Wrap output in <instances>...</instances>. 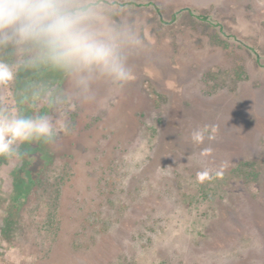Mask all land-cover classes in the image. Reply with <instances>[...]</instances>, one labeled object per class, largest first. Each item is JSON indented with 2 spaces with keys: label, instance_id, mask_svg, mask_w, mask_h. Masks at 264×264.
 Wrapping results in <instances>:
<instances>
[{
  "label": "rangeland",
  "instance_id": "obj_1",
  "mask_svg": "<svg viewBox=\"0 0 264 264\" xmlns=\"http://www.w3.org/2000/svg\"><path fill=\"white\" fill-rule=\"evenodd\" d=\"M98 2L143 38L128 84L63 110L19 95L56 73L0 85L68 128L0 156V264H264V0Z\"/></svg>",
  "mask_w": 264,
  "mask_h": 264
},
{
  "label": "clouds",
  "instance_id": "obj_2",
  "mask_svg": "<svg viewBox=\"0 0 264 264\" xmlns=\"http://www.w3.org/2000/svg\"><path fill=\"white\" fill-rule=\"evenodd\" d=\"M143 47L137 28L111 23L98 0H0V85L22 72L56 73L70 85L53 93L45 82L30 81L21 102L46 98L50 108L63 110L74 100H93L98 81L123 87L134 78L131 61ZM67 130L48 114L0 106V156H20L19 146L29 142L55 144ZM206 131H193L192 141L202 143Z\"/></svg>",
  "mask_w": 264,
  "mask_h": 264
},
{
  "label": "trees",
  "instance_id": "obj_3",
  "mask_svg": "<svg viewBox=\"0 0 264 264\" xmlns=\"http://www.w3.org/2000/svg\"><path fill=\"white\" fill-rule=\"evenodd\" d=\"M198 17L201 18V19H209V17H208L207 15H201V14H200V15H198ZM225 177H226V176H225ZM37 181H38V179H37V180H33V179H32L31 182L34 184V183H36ZM38 182H39V181H38ZM218 185H222V183L219 184V182H218ZM18 190H19V189H18ZM222 190H223V189H222ZM19 191H21L23 194H26V192H27L28 190L25 189V191H24V190L20 189ZM220 191H221V190H220ZM221 194H222V193H221Z\"/></svg>",
  "mask_w": 264,
  "mask_h": 264
}]
</instances>
